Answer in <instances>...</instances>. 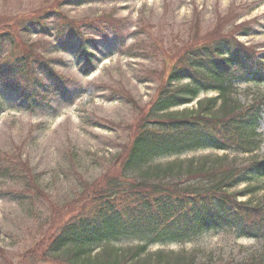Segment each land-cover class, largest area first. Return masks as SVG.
<instances>
[{
	"label": "rangeland",
	"instance_id": "374dc122",
	"mask_svg": "<svg viewBox=\"0 0 264 264\" xmlns=\"http://www.w3.org/2000/svg\"><path fill=\"white\" fill-rule=\"evenodd\" d=\"M37 17L39 24L28 25ZM67 22L75 33H68ZM0 32L29 45L61 78L49 79L37 69L41 94L29 102L18 80L0 75V162L9 167L0 165V264H69L70 250L47 253V241L78 210L94 208L100 199L90 196L118 176L117 162L170 62L190 44L223 34L252 46L264 61V0H0ZM248 79L234 81L233 98L242 107L260 100L258 150L198 149L153 164L223 154L239 164L264 159V80ZM195 107L193 101L172 110ZM256 187L239 199L264 208V178L233 190ZM248 232L221 227L191 242L153 244L149 250L193 249L198 264H207L209 256L213 264H227L229 258L264 253V234L241 235ZM135 244L110 242L96 252L106 247L124 252Z\"/></svg>",
	"mask_w": 264,
	"mask_h": 264
},
{
	"label": "trees",
	"instance_id": "16d2710c",
	"mask_svg": "<svg viewBox=\"0 0 264 264\" xmlns=\"http://www.w3.org/2000/svg\"><path fill=\"white\" fill-rule=\"evenodd\" d=\"M37 19L41 18L29 20L28 25L39 24ZM64 26L70 28L68 33H75L68 22ZM83 54L88 62L90 53L84 49ZM93 67L83 72L88 74ZM37 69L49 79H61L48 60L29 45L11 33L0 32L1 78L18 80L29 102L41 94L36 88L40 82L35 77ZM262 73L263 59L231 34L183 49L170 62L123 156L116 161L118 176L107 180V190L90 196L92 201L100 199L94 208L78 210L56 228L47 241V253L69 249V264H198L193 249L151 251L149 246L191 242L221 227L237 226L250 231L241 235L254 238L264 234V208L239 199L258 187L233 190L241 183L264 178V159L253 157L239 164L223 154L153 164L158 158L198 149L244 154L258 150L262 143L257 131L260 100L242 107L233 96L234 81H247L248 77L262 81ZM201 93L213 95L200 99ZM194 100L195 109L172 110ZM5 163L0 165L7 171ZM127 239L136 244L124 252L114 247L96 252L102 244ZM211 260L209 256L207 264H213ZM227 264H264V253L229 258Z\"/></svg>",
	"mask_w": 264,
	"mask_h": 264
}]
</instances>
